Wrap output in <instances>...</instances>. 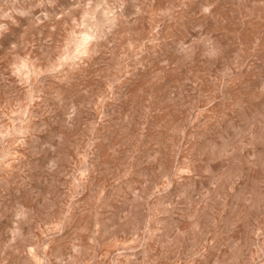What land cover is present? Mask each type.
<instances>
[{"label":"rangeland","instance_id":"rangeland-1","mask_svg":"<svg viewBox=\"0 0 264 264\" xmlns=\"http://www.w3.org/2000/svg\"><path fill=\"white\" fill-rule=\"evenodd\" d=\"M0 264H264V0H0Z\"/></svg>","mask_w":264,"mask_h":264}]
</instances>
